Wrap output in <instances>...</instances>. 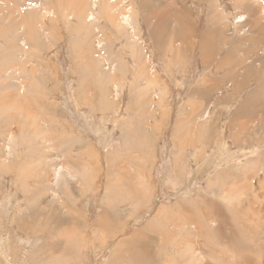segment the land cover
<instances>
[{
    "label": "rangeland",
    "instance_id": "obj_1",
    "mask_svg": "<svg viewBox=\"0 0 264 264\" xmlns=\"http://www.w3.org/2000/svg\"><path fill=\"white\" fill-rule=\"evenodd\" d=\"M79 1L0 0V264H189L181 215L196 264H264L260 0H125L130 27L66 19Z\"/></svg>",
    "mask_w": 264,
    "mask_h": 264
},
{
    "label": "bare ground",
    "instance_id": "obj_2",
    "mask_svg": "<svg viewBox=\"0 0 264 264\" xmlns=\"http://www.w3.org/2000/svg\"><path fill=\"white\" fill-rule=\"evenodd\" d=\"M86 1V3L85 4H83V2H85ZM243 2H248V4H250V3H252V1L253 0H242ZM258 1V0H257ZM124 2H125V0H80L77 4H76V6H75V8H76V11L75 12H73V8L72 9H70V10H61V13H63L64 15H65V18L66 19H73L74 17H76L82 24H86V22L87 21H90V22H94V23H96V22H98V20H100V19H102V18H104V20H105V22H109L111 25H114L115 27H118V20H119V23H120V25H122V26H131L132 25V20H131V8H130V5L131 4H129L128 2H126L125 4H124ZM132 2V1H131ZM142 2V1H141ZM250 2V3H249ZM120 3H122V5H120ZM254 4H255V1L253 2ZM261 3V4H260ZM260 3L258 2V5H259V7L257 8L258 9V11L261 13H263L264 14V0H260ZM143 6V5H142ZM33 7H34V4L32 5V6H28V5H26V8L28 9V11H31L32 9H33ZM255 7H256V4H255ZM66 12V13H65ZM69 12V13H68ZM73 12V13H72ZM21 13H22V11H20L19 12V14H18V16L19 15H21ZM260 13H258V14H260ZM256 14V13H255ZM262 14V15H263ZM261 15V19H262V17H264V16H262ZM249 16V15H248ZM244 16H241V19L243 18ZM258 17H259V15H258ZM257 18L255 17V20H256ZM239 21H241L240 19H239ZM243 21V20H242ZM263 21V20H262ZM246 22V21H245ZM251 22V21H250ZM244 23V22H243ZM256 23V26H258L259 25V23H257V22H255ZM89 24H86V26H88ZM90 25H92V23L90 24ZM255 25V24H254ZM261 27H262V25H261ZM82 28H83V26H82ZM126 28V27H125ZM258 29H259V33L261 32V34H264V30H261L259 27H258ZM248 37V36H247ZM254 41H256V40H254ZM261 41V40H260ZM101 42V41H100ZM261 59V58H260ZM151 71H153V70H151ZM150 72V71H149ZM144 73V72H143ZM151 73V72H150ZM153 73H154V71H153ZM155 76V75H154ZM153 81V80H152ZM262 85V84H261ZM115 86V85H114ZM116 87V86H115ZM28 88V87H27ZM155 88V87H154ZM116 95H118V94H116ZM264 95V94H263ZM19 96V101H22V100H25V99H27V98H29V95H26V93L25 94H19L18 95ZM158 96V95H157ZM25 97V98H24ZM195 99H196V97H195ZM254 99V98H253ZM32 100V99H31ZM256 100V99H255ZM162 101V100H161ZM14 102H18V100L16 99V98H14ZM159 102V101H158ZM160 103V102H159ZM262 104V103H261ZM13 110V109H12ZM13 113V112H12ZM33 113L34 114H36V111H34V112H32L31 113V115L29 116L28 115V117H27V124L30 126V127H32V128H35V129H37V126H39L40 124H41V122L43 121V119L41 118V117H36V116H34V117H32V115H33ZM19 116V115H18ZM16 118V117H15ZM18 118V117H17ZM20 118V117H19ZM10 120V119H9ZM18 120V119H17ZM43 124H45V123H43ZM48 125H50V126H52L49 122H48ZM48 125H46L45 126V130H43V132L44 133H50V131L51 130H49V126ZM130 127V126H129ZM31 128V129H32ZM53 129H56V128H54V127H52ZM44 129V128H43ZM58 130V129H57ZM9 132V131H8ZM53 132H54V130H53ZM52 133V132H51ZM49 134L50 136H47L49 139H48V142H49V144H48V148H49V150L50 149H53V147H54V145H53V143H52V141L51 140H55L56 138H55V135L53 136L52 134ZM63 133V132H62ZM253 133V132H252ZM56 134V133H55ZM18 135V134H17ZM16 135V136H17ZM21 135V134H20ZM57 135V134H56ZM64 134H62V136H63ZM40 136V135H39ZM42 136V135H41ZM14 138H15V132H13L12 130L9 132V137L7 138V144H6V152H7V156H9V155H14L13 154V151L10 149V147H11V143H13L14 142ZM19 138V137H18ZM16 139V138H15ZM20 139V138H19ZM133 139V138H132ZM25 141V140H24ZM133 141V140H132ZM30 142V141H29ZM17 143V142H16ZM31 143V142H30ZM134 144V143H133ZM23 145V144H22ZM22 145H20V146H22ZM28 145V144H27ZM136 145V144H135ZM18 146V145H17ZM19 146V147H20ZM115 150V149H114ZM119 150V149H118ZM117 151V150H116ZM120 151V150H119ZM154 151V150H153ZM27 152V151H26ZM118 152V151H117ZM114 154H115V152H114ZM40 155L41 156H44L45 158H46V161L48 162H46V163H44V164H48L49 166H54V165H58V167H55V169H54V171H55V179H57L56 180V183H57V185H59L60 186V181L63 179L62 178V172L61 171H66L67 173H68V175H69V177L73 180V181H76L75 179L76 178H78L79 176H78V174L77 173H72L71 172V170L70 169H72V167H70L67 163H64V164H55V162H54V159L49 155V152H45V155H43L42 153H40ZM6 156V155H5ZM62 158V157H61ZM22 159V158H21ZM37 159V158H36ZM99 159V158H98ZM124 159V158H123ZM127 160H129V158H126ZM121 161H123V160H121ZM101 162V161H100ZM40 163L41 162H38V164L40 165ZM10 164V163H9ZM42 164V163H41ZM27 165H28V163H27ZM33 166V165H32ZM121 166H122V168H124L125 169V171H126V173H127V171L130 169V168H133V167H131V166H133V162L130 160V162L128 163V162H125L124 164H121ZM11 167V166H10ZM28 167H30V166H28ZM118 167L120 168V166L118 165ZM47 168H48V166H47ZM53 168V167H52ZM28 169V168H27ZM26 169V170H27ZM30 169V168H29ZM28 169V170H29ZM87 171H90L89 169H87ZM29 174H27L26 173V175L25 176H28ZM94 176V175H93ZM84 177V176H83ZM28 178V177H27ZM81 178V177H80ZM24 180V179H23ZM63 181V180H62ZM77 181H79L78 179H77ZM85 181V180H84ZM133 181H135V180H131V179H129V182H130V184L129 185H127L126 186V188H129L130 189V191H132V192H129V193H127V192H124L123 191V193L122 194H124V195H126V197L128 198L129 197V199H131L132 200V202H131V205H133V206H141V205H143V204H145V202H146V200H148V195L146 194V192H145V189H142L139 185H138V187H140V188H136L135 187V184L136 183H134ZM144 181V180H143ZM141 183H143V182H141ZM145 183V182H144ZM110 184V183H109ZM115 186V182L113 183V185L111 186L112 188ZM141 186H143V184H141ZM61 187V186H60ZM59 187V188H60ZM83 187H84V185H83ZM86 189V188H85ZM61 190V189H60ZM127 190V189H126ZM148 192V191H147ZM58 193V192H57ZM54 195L55 196H59V195H56L55 193H54ZM115 196V195H114ZM122 197H124V196H122ZM117 198V197H116ZM76 200V199H75ZM108 201H112V200H109V199H107ZM119 201V200H118ZM107 202V201H106ZM66 204V203H65ZM111 205V204H110ZM109 205V206H110ZM137 210V209H136ZM171 211V210H170ZM179 213H181L180 212V210H179ZM178 213V214H179ZM49 215V214H48ZM102 215V214H101ZM182 216V218H181V220H180V218H178V217H176L175 216V218H174V216H173V222H172V226L171 227H169L168 228V226H166V229H167V231L169 232V233H173L176 237H177V240H182V239H184L185 241H186V244H185V246H184V249H185V247H186V249L184 250L185 251V253H187V259L186 260H188L187 261V263H189V264H196L195 263V259H197V253L199 252V250H197L196 249V246H197V243H195L194 244V242H190L193 238L194 239H196V237H197V235H198V233H199V231H200V237L201 238H203L202 236H203V231L202 230H200V224L197 226V224H196V222L194 223L195 224V226H193V228L192 229H189V228H186V225H190L191 224V219L190 218H188V217H183V215H181ZM105 217V216H104ZM164 218H165V216H164ZM172 218V217H171ZM119 219V218H118ZM116 220V219H115ZM111 221H112V219H111ZM114 221V220H113ZM118 221V220H117ZM116 221V222H117ZM46 222V221H45ZM110 224V223H109ZM225 224H226V222H225ZM247 224V223H246ZM28 225V224H27ZM98 225V224H97ZM103 225V224H102ZM105 225H106V223H105ZM95 226V225H94ZM108 226V225H107ZM244 226H246V225H244ZM97 227V226H96ZM95 227V228H96ZM100 227V226H99ZM103 227V226H102ZM109 227H111V226H109ZM113 227V226H112ZM222 227H224V226H222ZM249 228V227H248ZM247 228V229H248ZM111 229V228H110ZM109 229V230H110ZM99 230V229H98ZM102 230V229H101ZM100 230V231H101ZM226 230V229H225ZM95 231H97V228H96V230ZM99 231V232H100ZM102 231H104V230H102ZM220 229H218L216 232L218 233H220ZM114 232V231H113ZM116 232V231H115ZM145 232V231H144ZM247 232V231H246ZM37 233V232H36ZM39 233V232H38ZM42 233V232H41ZM103 233H105V231L103 232ZM74 234V233H73ZM76 234V233H75ZM142 234V233H141ZM231 234V233H230ZM251 234V233H250ZM252 235H255V234H252ZM106 236H110V235H106ZM135 236V235H134ZM143 236V235H142ZM141 235H140V237H142ZM191 236V237H190ZM100 237H102V236H100ZM133 237V236H132ZM50 238V237H49ZM69 238H70V236H69ZM134 238V237H133ZM201 238H199L200 240H201ZM217 237H215V239H216ZM143 239V238H142ZM189 239H190V241H189ZM222 239V238H221ZM144 240V239H143ZM200 240H198V242L200 241ZM136 241H138V239L136 240ZM135 241V242H136ZM202 241V240H201ZM208 241H210V240H208ZM139 242V241H138ZM155 242V241H154ZM176 243H178V244H176V245H178V246H180V242H177V241H175ZM190 242V243H189ZM202 242H204V241H202ZM217 242H218V240H217ZM137 243V242H136ZM146 243V242H145ZM183 243H184V241H183ZM237 243V242H236ZM71 244V243H70ZM142 244V243H141ZM141 244H139V245H141ZM199 245H202V243L201 244H198V246ZM156 246V245H155ZM178 246H176V248H178ZM140 247V246H139ZM200 247V246H199ZM0 248H2V245H0ZM155 248H157V247H155ZM139 249V248H138ZM163 249H164V247H163ZM165 249H166V247H165ZM203 249V248H202ZM2 251H3V249H1ZM167 250V249H166ZM132 251V250H131ZM231 251V250H230ZM234 251V250H233ZM200 252H201V250H200ZM228 252H229V250H228ZM34 253V252H33ZM167 253V252H166ZM2 254V253H1ZM35 254V253H34ZM131 254V253H130ZM168 254L170 255V254H172L171 252H169L168 251ZM37 256V255H36ZM82 256V255H81ZM223 256V255H222ZM231 256V255H230ZM216 259V258H215ZM177 260V259H176ZM234 260V259H233ZM9 262V261H8ZM209 263V262H208ZM43 264V263H42ZM174 264V263H173Z\"/></svg>",
    "mask_w": 264,
    "mask_h": 264
}]
</instances>
